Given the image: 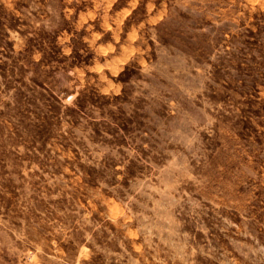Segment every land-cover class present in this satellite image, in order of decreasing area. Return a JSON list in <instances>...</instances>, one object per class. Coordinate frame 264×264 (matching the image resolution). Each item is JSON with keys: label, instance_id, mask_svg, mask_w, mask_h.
Instances as JSON below:
<instances>
[{"label": "rangeland", "instance_id": "1", "mask_svg": "<svg viewBox=\"0 0 264 264\" xmlns=\"http://www.w3.org/2000/svg\"><path fill=\"white\" fill-rule=\"evenodd\" d=\"M0 264H264V0H0Z\"/></svg>", "mask_w": 264, "mask_h": 264}]
</instances>
